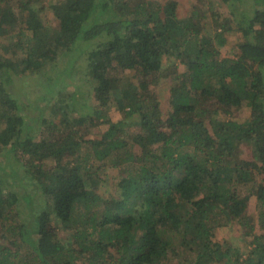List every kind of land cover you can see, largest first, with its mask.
<instances>
[{
	"label": "trees",
	"instance_id": "obj_1",
	"mask_svg": "<svg viewBox=\"0 0 264 264\" xmlns=\"http://www.w3.org/2000/svg\"><path fill=\"white\" fill-rule=\"evenodd\" d=\"M179 4L0 0V226L18 219L0 264H264V0H197L188 17ZM17 77L44 81V106ZM87 86L93 106L78 101ZM92 156L127 173L109 197ZM230 224L247 253L215 239Z\"/></svg>",
	"mask_w": 264,
	"mask_h": 264
},
{
	"label": "rangeland",
	"instance_id": "obj_2",
	"mask_svg": "<svg viewBox=\"0 0 264 264\" xmlns=\"http://www.w3.org/2000/svg\"><path fill=\"white\" fill-rule=\"evenodd\" d=\"M14 1H19V0H14ZM51 4H55L60 2L61 0H49ZM160 2H165L167 0H159ZM180 2L179 7H178V14L180 17H188L191 15V12L193 11L192 8L194 6V4L197 2V0H178ZM226 9V8H225ZM226 13L227 15H229V10L226 9ZM43 20L45 22H47L49 25H57V21L55 19V17L53 16V13H51V11H46L43 14ZM240 38V35L237 33L232 32L231 38L229 41H237ZM230 43V42H229ZM1 40H0V45H1ZM231 50V47H227L226 49L223 48L222 52L223 55H227L229 56L231 52H229ZM233 55V54H231ZM81 59L79 58L78 64L80 63ZM164 67H166L167 70V75L168 78H162V80L159 82V84L157 85V91L160 94V97L162 99V101H166L167 97H168V89H169V85H170V78L175 77L173 73H171L173 70L171 67L172 64H170V62L166 59L164 61ZM59 67L56 69L58 70ZM71 71L73 72V68L71 67ZM70 71V75L75 79V82H79L80 83V79L82 78V74H76V72L72 73ZM76 71V70H75ZM80 72V71H79ZM171 73V74H170ZM55 74V72H54ZM76 82V83H77ZM44 85V81H39V79L33 78L30 79L29 81H26L25 79L23 80L22 78H16L13 87L16 88V91H18L19 93H25L26 91L28 92V90H32L34 91V95L38 98V102L40 104V106H44V102H42V100L46 96V93H43L42 96H39V92L40 90H42ZM40 89V90H39ZM74 88H70V91H73ZM80 96L77 97V99H79L78 101L81 102V104H86L87 106H93L95 105V101H94V93L92 92V89L90 87H83L81 89H78ZM82 93V94H81ZM41 100V101H40ZM35 101V100H34ZM36 102V101H35ZM33 105V108H36V105ZM51 110V109H49ZM49 110H46L45 113H48ZM84 112H92V110L90 109H86ZM106 113L108 114V118L112 121V122H119L121 121L122 115L121 113L117 110L116 107L114 106H110ZM235 117H243L245 118V116H243L242 114L238 113L237 110L234 112ZM48 117V116H46ZM41 119V118H40ZM40 119L37 117L36 120L33 123V125L36 126H40L41 121ZM242 119V118H241ZM59 119H57L55 122H58ZM106 125H102L99 128H90L89 130V135H87L86 138L88 139H99L102 136L103 131H105L106 129ZM84 132V131H83ZM135 149L134 148L132 151L135 153ZM91 151V152H90ZM131 152H129L127 155L126 154H121V158H123L124 160H126V163H128V159L130 158ZM84 153H88L90 155H92V149L87 145L86 148H84ZM248 154V150L243 151V156L242 158L245 160H249L250 156H247ZM115 157L113 158H109L107 160H105L104 162H99L95 156L89 157L90 160V164L91 165H95V167H98V177L97 180L99 182V192L101 194H103L105 197H109L110 195H112L114 189L116 188V183L119 181L120 176H126L127 173L124 169H116L114 167H112L111 163L113 161ZM63 162H66V159L63 160ZM109 180V182L106 181ZM259 179H262V177H260ZM11 189L13 190V188L11 187ZM257 200L255 197H252L250 199V202L248 204V214L249 216H254L257 217L258 215V208H257ZM17 212L19 214L20 217H26L28 216V205L26 204L25 201L22 200V203L20 206H18L17 208ZM18 224V219H9L4 227L0 226V231H4L5 234L9 237L10 240L14 241L16 239H18L17 236V231L18 229L15 228L16 225ZM58 227H59V232H60V237L65 239L63 236L66 235L64 228L62 226V224L57 223ZM238 228L237 224H230L229 226L226 227H220L218 229H216L215 234H216V240L224 243V242H229L233 247L240 249L241 251L247 253L249 248H248V242L246 240H244L242 234H239L238 232ZM259 231V230H258Z\"/></svg>",
	"mask_w": 264,
	"mask_h": 264
}]
</instances>
